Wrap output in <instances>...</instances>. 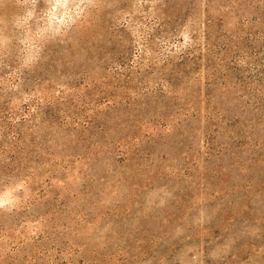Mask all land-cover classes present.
<instances>
[{"label":"rangeland","instance_id":"obj_1","mask_svg":"<svg viewBox=\"0 0 264 264\" xmlns=\"http://www.w3.org/2000/svg\"><path fill=\"white\" fill-rule=\"evenodd\" d=\"M255 1L0 0V106L18 81L13 93L26 98L98 57L110 65L147 42L155 55L161 20L172 27L185 12L173 63L192 22L207 17L208 42L226 43L223 54L238 45L248 62L222 84L208 72L206 85L205 65L219 62L208 45L185 90L105 111L85 133L47 129L38 144L50 153L32 154V170L0 193V264H264V75L249 64L264 3ZM156 65L142 79L150 89L168 77Z\"/></svg>","mask_w":264,"mask_h":264},{"label":"trees","instance_id":"obj_2","mask_svg":"<svg viewBox=\"0 0 264 264\" xmlns=\"http://www.w3.org/2000/svg\"><path fill=\"white\" fill-rule=\"evenodd\" d=\"M259 1L264 3V0H256L255 2L259 3ZM261 5L264 8V4ZM206 7L204 6V8ZM185 17H188V12L170 17L174 18L172 27L168 21L161 20V24H159L160 43L156 44L158 51L155 55L147 54L148 49H150L147 42L146 46L141 45L138 56L121 55L114 59L110 65H106L105 61L98 57V63L94 64L96 67H93L92 70L69 71L68 80L56 88L50 84L47 93L37 89L28 94L26 98L19 94L15 95L13 88L19 86V81L14 84L15 86L11 85L9 89L5 88L3 90L5 97H2L4 100L0 106V163L4 165V170L0 171V193L7 190L8 185L6 184H8L13 173L32 170L28 166L32 154L47 155L50 153L47 150H42L38 144V142L43 141L42 136L45 135L47 129L60 133L66 132L65 130L72 131L75 129L74 126H77L82 133H85L94 129L95 119L103 115L105 111L115 107L124 106L127 109L128 107H135L138 99L144 95H150L151 98L162 97L165 94L173 96L178 88L185 90L184 85L192 83L194 80H192V75L199 72L197 64L200 61L198 55L200 50L207 48L208 45L216 48L215 55L218 56L219 62L216 65L212 63L205 65L202 72L207 73L205 75L206 85L211 82L214 83L215 77L214 74L208 72L215 73L222 84L233 69L232 67H242L245 63L248 64L246 58L241 57L237 51L238 45L237 47L233 46L234 50L223 54L227 46L226 43L218 46V43L215 45L208 42L207 28L213 25L215 21L212 17H207L204 22L198 24V27H195L194 22H192L193 26L189 27L188 34L190 43L182 47L178 60L173 63L171 57L177 53L176 51L181 46L178 43L175 44L174 41L177 35L181 34H177V32ZM217 22L218 24L221 23L220 20ZM257 40L262 44L257 47L255 64H249L255 72H261L260 74L264 75V31H260ZM177 42L183 43L182 40ZM86 51L91 59L90 50ZM156 63L160 70L168 69L169 73L168 77H163L161 73L155 87L150 89L147 88V83L142 82V79L143 76L152 74L153 66L155 68L157 66ZM261 64L263 69L258 70ZM145 65H147L146 69ZM194 65L196 67H192ZM73 81L76 83L74 84ZM236 81L243 82L242 79ZM250 84L248 83V87ZM251 86L256 88L254 84ZM78 114H82L83 117H77ZM52 117H55L56 121L51 120ZM120 152L122 157L123 155L126 157L124 145L120 147ZM70 158L72 156H67L65 162L73 163L77 159L70 160ZM63 164L59 165L62 169H64ZM29 175L30 173H26L24 179L27 180Z\"/></svg>","mask_w":264,"mask_h":264}]
</instances>
